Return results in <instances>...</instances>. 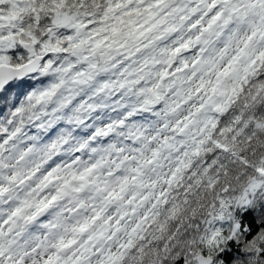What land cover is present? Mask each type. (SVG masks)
<instances>
[{
	"label": "clouds",
	"instance_id": "9594fccd",
	"mask_svg": "<svg viewBox=\"0 0 264 264\" xmlns=\"http://www.w3.org/2000/svg\"><path fill=\"white\" fill-rule=\"evenodd\" d=\"M0 65V264H264V0H0Z\"/></svg>",
	"mask_w": 264,
	"mask_h": 264
},
{
	"label": "snow or ice",
	"instance_id": "6c2138e0",
	"mask_svg": "<svg viewBox=\"0 0 264 264\" xmlns=\"http://www.w3.org/2000/svg\"><path fill=\"white\" fill-rule=\"evenodd\" d=\"M3 70H4V66L3 65H0V75L3 74ZM26 86V82L24 81H21L20 84L18 85L19 88L23 89L24 87ZM0 98L6 100L7 99V96L6 95H3V96H0ZM0 111H2V106H0ZM261 172H264V169H260ZM252 209L251 208H248L245 212L243 213H240L239 210H238V214L241 215V221H240V228H241V231L244 230V227H245V221L243 219L244 216H247L249 212H251ZM260 224L261 226H264V218H261L260 219ZM247 227L249 229V231H251V228H252V224L251 223H248L247 224ZM229 243L231 244L232 241H229ZM238 251V249H237ZM221 255H230V253H227V250H225V252L221 253Z\"/></svg>",
	"mask_w": 264,
	"mask_h": 264
}]
</instances>
